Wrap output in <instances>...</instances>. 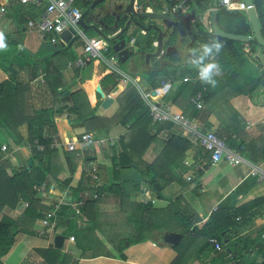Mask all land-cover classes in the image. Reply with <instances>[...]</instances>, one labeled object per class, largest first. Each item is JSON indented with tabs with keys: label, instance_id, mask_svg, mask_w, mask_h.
Returning <instances> with one entry per match:
<instances>
[{
	"label": "trees",
	"instance_id": "trees-1",
	"mask_svg": "<svg viewBox=\"0 0 264 264\" xmlns=\"http://www.w3.org/2000/svg\"><path fill=\"white\" fill-rule=\"evenodd\" d=\"M210 1V0H209ZM253 6L257 12L262 36L264 38V0H252ZM89 4V0H75V6L83 12ZM31 6V5H30ZM155 6V5H154ZM156 8V7H155ZM39 13L43 12V7L38 8ZM28 12V8L23 6L20 0H11L6 6V14H15L22 16V11ZM28 20L17 21L18 32L22 33L26 29ZM217 24L220 30L226 33L236 35H250L251 27L247 21L244 13L228 11L223 8L217 9ZM123 22L120 23V26ZM194 45L198 46L200 51L194 54L193 60H198L203 55V48L201 45L219 43L220 50L217 52L213 49L210 56H205L203 64L216 63L219 68L220 75L213 73L212 79L215 81V86L212 84L202 82L200 79L194 82H181L177 88L170 93L165 100L180 109V113L191 121H199L203 124L205 131L210 132L211 125L208 123L209 117H212V112L208 104L212 97L216 94L217 83H222L221 86H238L236 95L250 96L257 89L264 85V74L252 82L245 84L246 88L239 86L240 77L243 75L246 57H252L256 54L257 43H250L245 46L248 47V53L243 51V45L227 39L216 38L212 35L211 29L208 26H200L196 31L194 37ZM22 38L12 37L11 35H4V42L7 45L6 49L0 50V70L8 75V79L0 83V129H4L11 133L17 140H21L18 128L26 125L28 128L27 142L30 144V155L25 166L16 170L9 160H3L0 164V210L2 208H14L19 201L27 203L25 214L34 218H43L45 213L52 210V207L40 206V202L35 196L40 192L41 188H46L51 185V180L57 183V186L64 192H67L69 198L74 201L84 200V204L79 207V216L91 225H96L102 221L103 211L117 210L124 217L130 214L129 219L124 218V224L132 223L135 230V235L124 240H121L117 254L120 260H126L124 251L126 250L125 242L129 246L138 245L147 241L155 242L152 238L153 233H162L164 231H176L182 235V239L176 246L168 247L177 252L175 261L171 264H184L182 260L186 257V246L189 245V239L202 241L200 246L196 249L194 259L201 260L206 258L209 253L215 250L213 245L209 242L210 239L220 243L223 247L221 252H215L216 255L210 260V264H253L249 259L244 257V253L256 248L253 256H260L264 264V241L259 242L264 234V230L260 231L258 235L250 240H243L238 238L239 230L252 222L257 217L264 216V196L250 200L243 206H239L230 211H216L211 214L207 221L201 228H194L195 234H191L193 230L192 215H187L185 212L176 210L172 204H169L163 210H155L151 206L142 205L130 201V195L140 190V181L154 187L156 180L162 176H171V167H183L186 170L184 162L188 159L190 153H194V161L202 158L207 163L205 167L211 163L210 154L198 149L194 146L190 138L181 137L180 135H171L163 139L160 145V151L157 154V159L154 163L145 166L143 169L140 164L141 157L147 147L156 140L157 134L150 135L149 127H151V117L148 108L143 104L139 92L132 84H129L125 91L117 98L119 104V111L110 119L99 118L95 116L93 109L90 107L85 95L81 90H76L68 94L70 98V106H66L69 114L68 121L74 123L71 127L88 128V131H108L104 123L112 125H120L126 127L127 133L119 139V152L115 151L110 159L112 179L118 181L116 184L106 186L98 184L96 181H90V177L86 174L85 169L87 161H90L80 153L79 150L74 152H67L65 149L62 153L58 149L50 147L52 137H46V128L51 126L52 115L48 110H36L32 114L27 112L26 94L28 85L16 81V70L35 68L36 64L41 61H49L52 57L64 53L70 46L65 48L60 45H47V39H43V43L38 52L31 53L23 47ZM155 42V34L150 33L145 35V45L141 52L151 53L155 51L153 46ZM262 48V47H260ZM115 53L111 47L105 54L106 58H110ZM118 65L121 62L118 60ZM158 67V63L155 62ZM163 68L160 72H147L143 69V77L151 83L154 87V79L159 75L167 76V70ZM181 70V76L196 77L199 72V67L193 63H186L182 67H174L173 71ZM172 71V72H173ZM45 73V82L51 93L62 95L65 93V88L58 90L60 86L56 84L57 77L48 75L47 70L42 69ZM35 76V74H34ZM134 76V75H133ZM182 78V79H183ZM85 77L82 76L81 80ZM121 77L115 72H111L102 79V85L108 93L115 89ZM73 83L69 88H72ZM239 92V94H238ZM200 93L203 99L202 110H196L195 106L190 102V98ZM76 123V124H75ZM158 123V122H157ZM160 128L170 130L176 127L173 123H161ZM219 124L217 132L221 131ZM87 131V132H88ZM159 129L156 130L158 132ZM212 132V131H211ZM216 133V132H215ZM222 134V133H221ZM221 134L219 137H221ZM80 137L76 136L72 140H78ZM222 138V137H221ZM228 147L242 151L241 145L235 146L231 138H224ZM40 146L43 149L38 150ZM259 153L264 158V136H261L259 143L254 144ZM1 157V156H0ZM29 162L32 164L29 165ZM65 166L70 172L71 176L62 181L59 180V175L64 171ZM134 170V177L128 176L127 172ZM140 178H137V174ZM201 174V172H199ZM78 178L75 185H73L74 177ZM73 183V184H72ZM73 185V186H72ZM118 190L120 197V204L107 207L103 204L101 197L96 200H89L86 193L97 192L102 195L105 192H110L112 189ZM194 220V219H193ZM177 228V230H175ZM20 230H15L14 223L9 218H4L0 221V264L2 259L11 251L15 244V237ZM160 237V236H158ZM162 239V238H161ZM163 241V240H162ZM212 246V248H211ZM214 249V250H213ZM61 250L47 249L43 252V259L47 264H67L61 263ZM68 264H79L77 261H71Z\"/></svg>",
	"mask_w": 264,
	"mask_h": 264
},
{
	"label": "crops",
	"instance_id": "crops-1",
	"mask_svg": "<svg viewBox=\"0 0 264 264\" xmlns=\"http://www.w3.org/2000/svg\"><path fill=\"white\" fill-rule=\"evenodd\" d=\"M10 1L11 0L6 3V6H8ZM176 2L177 0H136L135 4H137L136 6H140L150 3L152 7H159L164 10L178 4ZM22 5L27 7L29 10L27 13L23 10L21 17L16 16L15 14L5 16V12V14L0 18V33H3V35L8 34L12 37L22 38L23 47L31 53H36L39 51L41 43L31 41L28 37V32L29 30L34 29V31H36L39 35L35 24L38 22L41 13H39V9L35 6H30V4ZM207 8L213 9L210 6ZM218 8L219 6L217 9ZM147 11H149V9H147ZM232 11L245 14L244 11ZM24 19L28 20L27 27L26 29H23L22 33H19L17 21L23 22ZM30 22L33 23L32 26L29 25ZM208 22L209 19H207L204 26H208ZM209 28L211 29L210 25ZM141 36L142 38L138 39L136 35L132 34L130 46L136 47L137 50H142L145 45V36L142 34ZM39 38L43 43V39H41L40 35ZM132 40L133 43H131ZM84 45L85 42L81 51L71 54L69 56L70 58H67L66 60H57L58 55H56L49 61H43L42 58L41 61L36 64L35 68H17L16 70V81L28 85V91L26 94L27 112L32 114L36 110H48L52 115L51 126L47 127L45 131L46 137H58L61 143H65L76 136L88 133L80 132L75 134L73 130H76L77 128L73 129L71 127L74 123H71L70 120L68 121L69 114L66 110H64L66 106L71 105L68 94L76 90H81L83 92L96 117L110 119L115 116L119 109L117 98L129 85L127 84L129 78L131 81L138 79L137 85L139 82L143 81L142 84H146V87L149 88V91L146 93H152V101L160 99L161 102L171 105L175 112H180V109L177 106L171 104L170 102L168 103L165 98L170 93H173L170 92L171 90H175V86L172 83L175 82L178 76H180V72L178 73V71H173L174 67H182L186 63L191 64L193 58H189L184 61L185 63L180 66H164L163 68H169L166 72L167 76L156 77L154 80L160 78L158 79L159 83L154 81L155 88H153L151 87V83H149L142 75L143 69L147 72L150 71H148V68L144 66V56L139 54L134 61L135 63L127 61L118 65L119 68L128 65L130 73L125 74L120 71L121 80L115 89L108 93L103 88L102 79L111 72L99 59L97 60L91 58L85 66H76V61L78 59L87 57V55L84 54ZM242 45L243 51L248 53V47L244 44ZM249 58L253 60L255 59L254 61H258V64L261 63V66L257 64L255 66L253 63H250L252 66H249ZM157 61H159V59H151L149 67H156L155 62ZM258 66L261 67V71H264V49L261 48L256 50V54L254 56L246 57L244 66L245 72L247 75H251L254 71V67ZM42 69L47 70L46 73H48L51 79H53V77H57L56 84L60 83L61 86L58 90L65 88V93L62 95L58 94L56 96L51 93L45 82V73L42 72ZM82 76L85 77L84 80H81ZM7 79L8 75L0 70V83ZM73 83L76 85L69 88ZM98 86H100L102 92L106 96L112 98L113 100L107 108H102L101 106L102 97L96 92ZM138 87L142 90L139 85ZM93 104H95V106ZM242 105L243 106L236 101L235 106H237L239 110L242 108L243 112H245V109L249 112L251 110L250 108H253L252 101L249 99L246 102V107H244L245 104ZM224 119H227L228 121L224 120V122H221L218 119V121L213 123L212 117H209L208 123L211 125L210 130L214 133L216 132L215 134L222 133V138H231L235 146L241 145L242 141H244L242 144V151L235 149L244 161L241 165L232 166L226 162L218 164H213L211 162L205 167L207 163L205 160L199 158L197 161H194L195 155L194 153H190V156H188V159L184 162L186 170H183V167L174 166L171 167V176H166L167 179H164L162 176L157 178L156 186L158 187V191H156L154 187H149L148 184L141 182V179H139L140 190L130 195V201L142 204L143 206H151L153 209L158 211L163 210L169 204H172L176 210L185 212L187 215H192L191 221L193 222V227L191 230L193 231L191 234L193 235L195 234L194 231H196L194 228H201L213 212H218L220 210L228 212L239 206H243L252 199L264 196V158L259 151L254 148V144L259 143L261 136H264V127L261 125L257 130H252L253 127H245V129H243L236 118L233 119V117L227 116ZM104 124L106 125L108 131H97L96 138L104 139L106 140V143L104 145L96 146L97 148L94 150L89 149L82 152V154L86 155L91 162L96 164L97 179H100L98 184L111 186L112 184L118 183V181H114L112 179L110 159L115 151L119 152V139L127 133L129 125L122 127L120 125H112L108 123ZM219 124L222 129L220 128L221 131L217 132L216 130ZM246 124L255 125V123H252L251 121ZM161 125V123H157L152 120L151 127L148 128L149 134L155 135L156 133V140H159L160 142L156 143L153 141L143 153L140 160V164L143 169L145 166L154 163L157 159V154L160 151V145L163 139H166L171 135H180L181 137L190 138L189 135H186L176 125V127H173L170 130H162L160 128ZM157 129H159L158 132H156ZM1 130L3 131V129H0V131ZM18 131L21 140H17L8 131H3L6 140L1 144V146L6 145L8 152L6 153L0 151L1 157L6 154L10 155L9 161L13 164L16 170H20L25 166L30 155V151L27 148V126H20ZM58 150L62 153L64 148L61 147ZM31 164L32 163L29 162V165ZM82 167L84 169V164ZM253 169L257 171L254 175L251 174ZM199 172H201V174H199ZM127 175L134 177V170L130 169L127 172ZM187 175H189V178ZM70 176L71 174L65 166L64 171L58 178L62 181ZM137 178H140L138 174ZM77 180L78 178L75 175L73 181L74 184H72L75 185ZM90 181L95 180L90 179ZM35 198L40 202V206L52 207V210L48 213L56 212L54 220L55 228L52 229L43 225L44 217L47 214L45 213L44 217L41 219L42 230L37 231L36 218L25 214V209L28 205L24 201H19L14 208H2L0 210V221L4 218H9L13 221L15 230H20V233H17L15 237V244L13 248L2 259V264H47L43 259V252L47 249H55L54 240L58 235L54 233V230L62 224H70L72 220H76L79 230L78 233L70 234L68 238L64 235L60 236L64 237L63 247L66 242L73 244V261H77L79 264H171L177 257V252L167 245H164L165 243L161 239L165 233H178L173 230L164 231L159 234L156 232L153 233L152 238L155 242L147 241L134 246L125 244L126 250L124 251V254L126 255V260H120L117 254V248L120 241L127 238L126 235L129 230L132 231L129 234H135L133 224L130 222L124 224L123 222L124 218L127 217V220L129 219L130 214L124 217L117 210L111 209L110 211H103L101 215V223L91 225L87 223L84 218L79 216V208L71 209L67 205H64L68 201H74V199L69 198L67 196V192L62 191L59 187H57V183L52 180L51 185L49 186V191L46 190L45 194L42 190L35 196ZM101 200L107 207L119 205L120 197L118 195V190L114 188L110 192L103 193L101 195ZM175 230H177V228ZM262 230H264V216L257 217L253 219L252 222L244 225L241 230H239L238 238L252 241V239H254ZM30 237L33 238V240L29 241L28 238ZM70 237H73L74 240L70 241ZM261 241H264L263 237L259 242ZM201 243L202 241H200V238L195 241H193V239H189V245L186 246L187 253L184 255L186 258L182 260L184 264H210V260L216 255V251L214 249L213 253H209L206 258L202 257L201 260L194 259L195 251ZM18 244L19 247H22L24 252L19 253L18 257L15 259L13 257V253ZM102 246L103 248H107V250L103 248L102 251L101 249L99 250ZM108 248H112L114 251L113 255L107 254V252H109L108 250H110ZM256 250L257 249L254 248V251L251 250L247 254L244 253V257L249 259L253 264H263V260L260 256H253Z\"/></svg>",
	"mask_w": 264,
	"mask_h": 264
},
{
	"label": "water",
	"instance_id": "water-1",
	"mask_svg": "<svg viewBox=\"0 0 264 264\" xmlns=\"http://www.w3.org/2000/svg\"><path fill=\"white\" fill-rule=\"evenodd\" d=\"M242 1L248 8L245 15L251 27L250 35H236L223 32L219 29L217 25L218 0H186L183 4V9H179L175 13H166L159 7H152L150 3L136 6V0H89L91 5L83 10L79 27L84 34L90 32L108 43L121 63L127 61L135 63L134 61L140 54L144 56V66L148 68V71L160 72L164 66H180L185 63L183 59L189 55L190 47L194 44L196 30L200 26H204L207 19H209L208 23L214 37L245 45L255 42L264 48V38L253 2L252 0ZM180 2L181 0H177L176 3ZM117 4L123 6V11L120 15L109 13L104 18L99 15V11L102 9L116 6ZM208 6L213 9L207 8ZM122 22L123 25L120 26ZM131 28H133L132 33L138 30L144 36L154 33L155 51L145 53L140 50H134L130 46L131 37L127 38L128 31ZM186 37L190 39L187 52L179 57L180 63L177 64L170 60V58L178 50L181 52V39ZM60 38L63 40L59 44L62 48L70 46L78 39L74 36L73 31H64L60 35ZM154 58L159 59V61L165 58L167 60L161 62L158 67H149L150 60ZM96 92L102 97V108H107L113 102L112 98H109L102 92L100 86H98ZM181 239L182 235L174 232L165 233L162 236L163 242L171 246L178 245ZM63 241V236H56L54 240L55 249L61 250ZM126 245L128 244L126 243Z\"/></svg>",
	"mask_w": 264,
	"mask_h": 264
},
{
	"label": "built area",
	"instance_id": "built-area-1",
	"mask_svg": "<svg viewBox=\"0 0 264 264\" xmlns=\"http://www.w3.org/2000/svg\"><path fill=\"white\" fill-rule=\"evenodd\" d=\"M9 0H0V18L6 12V3ZM22 4H30L37 8L43 7V12L35 24L41 39L46 38L47 42L51 45H59L63 40L60 38V35L64 31H73L74 36L77 38L83 39L85 42L84 45V54L87 57L80 58L76 61V66L83 67L91 58L99 59L110 72H115L120 75V70L118 67V57L112 55L110 58H106L105 54L109 49L108 43L100 38L88 39L86 35L82 32L79 27V22L81 20L82 11H80L75 6V0H20ZM186 0H182L180 3L172 6L171 8L164 9L166 13H175L179 9H183V4ZM218 6L220 8L226 9L228 11L238 10L244 11L248 9L242 0H218ZM30 26L33 25L32 22L29 23ZM133 43V40L131 41ZM248 52V51H246ZM126 79V78H125ZM199 79V72L196 77L186 76L183 78V82H194ZM138 79L132 80V83L138 89L140 97L143 101V104L148 108L151 119L154 122L164 123L170 122L179 127L186 135H189L192 143L198 149H202L204 152L210 154V160L213 164H218L226 162L232 166L241 165L244 161L240 157L239 153L236 150H233L228 147L224 138L219 137L214 132L205 131L204 126L199 121H191L184 117L180 112H175L171 105L163 103L158 99L157 101H152L151 92H143L137 85ZM168 87V86H167ZM190 102L195 106L196 110L203 109V99L200 93L191 97ZM264 127V119L259 122ZM254 124H248L247 127H252ZM106 140L98 139L90 133H83L80 135L78 140H68L65 143H61L58 137H53L50 147L53 149H59L63 147L67 152H74L79 150L81 153L87 151L93 145L100 146L104 145ZM27 148L30 150V144H27ZM38 150L43 148L38 146ZM1 152H6V145H2L0 148ZM10 155L6 154L3 157H0V164L3 160H9ZM85 172L91 178V180L97 179V167L96 164L87 161L85 165ZM256 170H252L251 174H256ZM85 196L89 200H96L101 195L97 192L86 193ZM84 204V200L80 199L79 201L67 202L64 205H67L71 209H77ZM55 217L56 212L47 213L43 220V225L55 228ZM264 238V234L262 235ZM70 241H73L74 238L70 237ZM216 252H221L223 247L220 243L216 242L213 239L209 241Z\"/></svg>",
	"mask_w": 264,
	"mask_h": 264
},
{
	"label": "rangeland",
	"instance_id": "rangeland-1",
	"mask_svg": "<svg viewBox=\"0 0 264 264\" xmlns=\"http://www.w3.org/2000/svg\"><path fill=\"white\" fill-rule=\"evenodd\" d=\"M132 31H133V28H131L128 31V34H127V38L128 39H129V37H131ZM132 34L136 35V37L138 39H141L142 38V36L140 34V31H138V30H135ZM85 35H86V37L88 39L98 38L96 35H94V34H92L90 32L85 33ZM28 37L31 39V41L42 44V42H41V40L39 38L38 33L36 31H34V29L33 30H29ZM83 44H84L83 39H81V38L80 39L79 38L76 39L71 44V46H72L71 49L68 48L64 53L58 54V59L57 60H59V59L66 60L67 58H70L69 56L71 54H74L75 52H79V51L82 50ZM50 45L51 44H49V43L47 45L45 44V46L48 47V49H50ZM132 48L134 50H137L136 47H133L132 46ZM257 49H260V47H257ZM261 49H264V48H261ZM193 51H194V53H198L200 51V49H199L198 46H195ZM254 60L253 59H250V58L248 59L249 66H252L250 63H253V65L255 64V66H256V64L259 65V66H261V63L258 64V61L255 62ZM258 67H254V71L251 73V75L250 74L247 75V73L245 71H243V75L240 77V81H239V86L241 87V89L242 88H246L248 86V85H245V84H248V83L252 82L253 80L259 78L262 74H264V71H261V67H259V68ZM119 70L122 71L125 74L130 73V71L128 69V65L122 66L121 68H119ZM244 70H245V68H244ZM177 71H178V73L181 72L180 69L177 70ZM179 75L180 76H178L176 78L175 82L172 83L175 86L174 87L175 89L183 81V79H182L183 76H181V74H179ZM218 75H220V73ZM160 76L162 77V75H159L158 77H160ZM158 79H160V78H158ZM158 79L153 80V81H156V83H159L158 82L159 81ZM142 82H139L138 85L142 88V90L144 92L149 91V88L146 87L147 85L144 84V83L142 84ZM216 83L218 85L217 90L215 92L216 94L212 97V99L210 100V103L208 104V106L211 109V112L213 113L212 114L213 123H215L216 121H218V119L221 122L222 121L224 122V120L228 121L227 119H224V118L227 117V116H231V117H233V119L236 118V120L238 121V123H240V125L243 127V129H245V127H247L248 124H246V123L247 122H250V121L252 123H255V125L252 126L253 127L252 130L253 129H256V130L259 129V127L261 126V124L259 122L262 119H264V101H263V99H264V90H263L264 87L263 86L264 85L261 86L262 88L257 89L250 96H243V95L241 96V95H236L235 88L238 89V86L237 85L234 88L232 86H230V87L229 86L227 87V86H224V85L221 86L222 83H220V82H216ZM127 84H132V86H134V84L132 83V81H131L130 78L127 81ZM170 92H173V91L171 90ZM238 94H239V92H238ZM248 99L252 101V105H253V108H250L251 110L249 112L246 111V109H245V112H243L242 108H240L241 110H239V108L237 106H235L236 101H237V103H240L241 106H243L242 104H245L244 107H246V102H247ZM93 105L95 106V104H93ZM203 107L205 108L204 105H203ZM118 111H119V109H118ZM217 117H218V119H217ZM87 129L88 128H86V126H84L82 128H77L76 130H73V131H74L75 134H78L80 132L81 133L82 132H87L88 131ZM3 131H5V130L3 129ZM3 131L2 130L0 131V146L6 140L5 137H4L5 134L3 133ZM88 133H90V134H92L93 136L96 137L97 131L96 130H91V131H88ZM96 148H97L96 145H93L89 149H91V150L93 149L94 150ZM7 152L8 151H6V153ZM190 162H191V160H190ZM187 177L189 178V175H187ZM95 181L98 183L100 181V179L99 180L96 179ZM42 190L46 194V188H44V187L41 188L40 189V192ZM47 191H49V186H48V190ZM46 207H48V206H46ZM41 219L42 218H36V223H37L36 224V230L37 231L42 230ZM65 223H66V221H65ZM54 231H55L54 233L56 235H64L65 237L68 238L70 234H77L79 230H78V226L76 224V220H72L70 224H67V223L66 224H62L61 226H59L58 228H56ZM130 232H132V231L129 230V232H127V235H126L127 238L128 237H132V236L135 235L134 233L129 234ZM18 233H20V232H18ZM27 235H29V234H27ZM28 240L29 241L30 240H33V238L30 237V238H28ZM126 243L127 242H125V244ZM72 246H73L72 243H69V242H66L65 243V246L61 250L62 251L61 256H60L61 263L67 262V264H68L69 262H71L73 260L74 255H73ZM102 248H103V246L100 247L99 250L101 249V251H102ZM103 249H106L107 250V248H103ZM108 249H110V250H108L109 252H107V254H110V255L112 254L113 255L114 254V251L112 250V248H108ZM23 252H24V250H22V247L21 246L19 247V244H18L17 247H16V250L13 253V255H14L13 257L16 259L18 257V255H19V253H23Z\"/></svg>",
	"mask_w": 264,
	"mask_h": 264
},
{
	"label": "clouds",
	"instance_id": "clouds-1",
	"mask_svg": "<svg viewBox=\"0 0 264 264\" xmlns=\"http://www.w3.org/2000/svg\"><path fill=\"white\" fill-rule=\"evenodd\" d=\"M7 45L4 42V35L0 33V50L6 49ZM203 48V55L198 60H193L192 63L199 67V79L202 82H206L215 86V81L212 79L213 73L219 74V68L216 63L203 64V59L205 56H210L213 53V49L217 52L220 50L221 45L219 43L201 45Z\"/></svg>",
	"mask_w": 264,
	"mask_h": 264
},
{
	"label": "flooded vegetation",
	"instance_id": "flooded-vegetation-1",
	"mask_svg": "<svg viewBox=\"0 0 264 264\" xmlns=\"http://www.w3.org/2000/svg\"><path fill=\"white\" fill-rule=\"evenodd\" d=\"M91 5V2H89V4L88 5H86L87 7L88 6H90ZM86 7V8H87ZM85 8V9H86ZM123 11V6H121L120 4H117L116 6H111V7H108V8H104V9H102L101 11H99V15H101V17L102 18H104L105 17V15H107V14H109V13H114L115 15H120L121 14V12ZM181 41H182V46H181V48H180V51L181 52H179V50L176 52V54L175 55H173L171 58H170V60H173L175 63L177 62V64H179L180 63V58L179 57H181L182 56V54H184V53H186L187 52V46H188V44H189V41H190V39L188 38V37H186V38H182L181 39ZM194 45V44H193ZM194 47L192 46L191 47V50H190V52H189V55H188V57H184V61H186V60H188L189 58H194ZM167 60V58H165V59H161L160 61H157V63H158V65L161 63V62H164V61H166Z\"/></svg>",
	"mask_w": 264,
	"mask_h": 264
},
{
	"label": "bare ground",
	"instance_id": "bare-ground-1",
	"mask_svg": "<svg viewBox=\"0 0 264 264\" xmlns=\"http://www.w3.org/2000/svg\"><path fill=\"white\" fill-rule=\"evenodd\" d=\"M94 59H97V58H94ZM98 60V59H97Z\"/></svg>",
	"mask_w": 264,
	"mask_h": 264
}]
</instances>
